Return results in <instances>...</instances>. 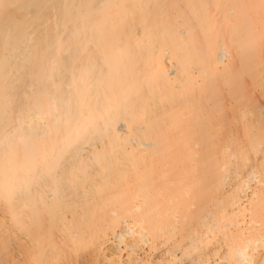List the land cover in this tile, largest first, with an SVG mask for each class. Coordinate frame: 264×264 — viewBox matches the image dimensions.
<instances>
[{
	"label": "bare ground",
	"instance_id": "1",
	"mask_svg": "<svg viewBox=\"0 0 264 264\" xmlns=\"http://www.w3.org/2000/svg\"><path fill=\"white\" fill-rule=\"evenodd\" d=\"M210 5L238 21L226 41L210 39ZM262 37L264 0H0V193L20 199L23 264L42 258L47 236L89 235L93 254L132 255L118 264H245L247 249L264 264V150L213 142L237 131L222 100L245 102L234 83H255ZM252 183L256 214L243 225Z\"/></svg>",
	"mask_w": 264,
	"mask_h": 264
},
{
	"label": "rangeland",
	"instance_id": "2",
	"mask_svg": "<svg viewBox=\"0 0 264 264\" xmlns=\"http://www.w3.org/2000/svg\"><path fill=\"white\" fill-rule=\"evenodd\" d=\"M252 4L249 7L257 5L256 3H252ZM208 7L210 8L208 11L211 13V16H210L211 20L209 23H207L206 26H207L208 34L210 35V39L220 40L221 37H223V38H225V41H226L227 36L230 34L229 32H231L230 29L234 28L238 24V21L232 16L227 21H221L219 13L217 15V12H219V9H221V8H218L217 9L218 11H216V9H214V6L210 5ZM201 37L202 36L199 33L197 36V39H195V40L201 41ZM195 40L193 42H195ZM221 40H223V39H221ZM173 59H175V58H173V55H170V60L172 61ZM233 63L235 64L236 62L234 61ZM254 64H255V66H254L255 72L257 70V72H256L257 75L256 76L254 75L255 76L254 77L255 78L254 84L252 82L254 80L253 79L251 80L250 76L247 73L240 74V77L236 80V83H234V85H238V86L242 87V89H240L241 92H243L242 90L244 88V90H245L244 93H240V95L243 96V94H244L245 97H243V98H245L244 99L245 102L240 97H239V99L241 100V102H240V100L236 99L237 95H235L234 99L238 100V101L232 102L231 98L226 99L225 101H223L225 99V98H223V100H222V102L227 103L226 105L228 108H229V106L230 107L233 106V109H232L233 112L231 111V108L229 109L230 112L227 111V109H228L227 107H226L227 109L224 108V112H226L228 115L230 114L229 116L227 115L228 117H230V116L233 117V115L234 116L236 115L237 118L241 117V116H239L241 113L239 112L240 114H238L237 112L239 111L241 104H243V105H241L243 107L246 105L244 112L246 111L245 113H247L248 115L245 114L246 116L244 115V117H247V118H244V117L243 118L246 119L247 122H249L248 126H247V128L245 127L247 124L246 120L241 121V118H242L241 117V118H239L241 122H239V120H237L236 116H235V120H237V121L235 122V120L233 119L234 120L233 124L235 125V123H236V127H238V128H235L237 131L234 130V131H236V132H234L235 134H233V133H232L233 135L228 134L230 137H228L226 135L227 133H224L221 136L218 134L213 135L214 146L218 150L232 151L231 148L234 146L233 144H235V143H237V144L241 143L243 147L245 146V144H247L246 147H249L248 145H250V147L247 149L248 153L250 155H252L256 151L259 152V151L264 150V37H262L261 41L258 42V46L256 48V53H255ZM230 72L232 73V71H230ZM219 81L229 82L228 84L230 85V83H231L230 81H232L231 74L220 76ZM234 85H232V86H234ZM225 94H226V92H225ZM223 96L226 97L225 95H223ZM232 100H233V97H232ZM226 101H228L229 103L231 102L230 104L233 103L234 105L233 104L230 105ZM223 105L226 106L224 103H223ZM236 106L238 108H236ZM243 107L241 108L242 110L244 109ZM247 108L249 109L250 112H251V110L252 111L255 110L254 114L248 113L249 111H247ZM251 108H253L254 110ZM244 112L242 111L241 115H243ZM231 113H233V115ZM251 113H253V112H251ZM214 116H215V118H217L218 117L217 113L214 114L213 117ZM242 122H245L244 125ZM239 123H242V126L240 129H239ZM242 127H245V129H247V131H245L247 133H244L243 131H241ZM238 129H239V131H238ZM242 130H244V129H242ZM237 132L241 133V135L239 137L235 136L238 134ZM141 133L144 134L145 133L144 130H143V132H140V134ZM148 134L149 133H147V135ZM144 135H146V134H144ZM147 135L145 136L146 139L143 137L145 140H147V138L149 140V138H150V137H148L149 135L148 136ZM224 136H227V137L224 138ZM232 136H234V137H232ZM222 137H223V139H222ZM138 138H140V137H138ZM173 140H174L173 141L174 143L176 140H177V143H180V141L184 140V139L182 137H180L179 140L175 139V138H173ZM241 144H239V145H241ZM225 145L228 147H226ZM235 148H238V147H235ZM236 162H240V160L237 159ZM232 170H233L232 166H228L226 168L221 169V172L219 174V179L221 180V182L225 183V186L226 185L230 186L233 183V179H232V175H231ZM253 187H254V184L253 183L250 184V188L247 192V198H245V200L242 202V210L240 211V213L237 217V221H239V223H243V225L249 223L251 217H253V215L255 213L254 210L256 211V208H257V207H255V205H257V204H255L256 202L254 201L255 203H253V201L250 200L251 199L250 198L251 197L250 189ZM16 191H18V187L16 188ZM101 196H98V199L99 198L103 199V196L102 197ZM105 198L107 199L106 196H105ZM11 199H12L11 201H13L14 204H16V205H18L20 203L19 202L20 199H18V195L16 193L11 197ZM105 200L103 199L101 201L106 202ZM141 200H142L141 197L135 198V202H137V203H140ZM251 201H252V203H251ZM68 202L69 201H67V205H68ZM16 205L15 206L9 205V202L6 200V198H4L0 193V264H23V261H22V259H23L22 253L23 252H21L23 250V248H22L23 243H22V237H21V235H22L21 234V228H22L21 226L22 225H21V219L19 218L20 209H18L19 207H17ZM71 207H72V205H71ZM67 208H69V207H67ZM261 209H262V207H261ZM94 211L98 212L97 209ZM91 215H92V212H91ZM6 216H8L7 220L5 218ZM92 216H94V214ZM98 216L100 219L103 218V216H101V214H99V213H98ZM95 218H96V214H95V217L93 218V220L90 219V220H92V222L95 225L93 224L94 226H92L91 225L92 222H91V224L89 222V224L92 227V228L89 227V230H91V229L94 230V228H98L95 226L99 225L97 223L100 220H99V218H97L96 222H94ZM134 219L132 216L131 217H129L128 215L125 216V220L129 225L133 226L136 229H139V226H137V225L135 226ZM97 220H99V221L97 222ZM171 221L173 222L175 228L178 227V225H179V222H178L179 221V213H176L175 217L173 219H171ZM75 222L77 223L76 220H75ZM164 222H165V220L164 219L162 220L160 215H159V224H163ZM71 223H72V221H71ZM73 223L69 224V226H67L68 227L67 230H69V232H70V230L76 231L78 224H79V226H78L79 228H81L82 227L81 225L83 224V222H81V221H80V223H82L81 225H80L79 221H78L77 225H76V223L75 224H73ZM87 223H88V221H87ZM86 226H84V227H86ZM74 228H75V230H73ZM85 229L87 230L88 227ZM148 229H147V237L149 238V237H151V235H150V232ZM91 232H92V230H91ZM48 237L49 236H47L48 241L47 240H46V242L43 241V242H45L44 243L45 247L44 246L43 247L46 248V251H45V249L44 250L42 249L43 247L40 248V249H42L40 251V252H42V253H40V255H42V258L40 256L39 257L40 259L38 258L39 259L38 262H35L32 264H118L122 260H123L122 262L125 263L124 261H127V257H129V256H127V254H129V252L123 246H121V249L125 250V252L122 251V253L121 252L115 253V254L107 253V252H104V249H103V250H101L102 253L101 252L97 253V251H96V252H94L95 254H93L92 248H93V244H94V238L90 235L83 240L79 239V240L73 241V239H75V238H71L72 241L68 240L69 242L67 241V243L61 242L60 245L58 244V246L56 244L57 242L56 243L53 242V240H51V238H48ZM49 239H50V241H49ZM140 241H142L141 237H140ZM144 247H146V246H144ZM21 248H22V250H21ZM90 250H91V252H90ZM43 251L45 253H43ZM247 252L249 255H248V260L245 262V264H249L250 255L252 254L251 249H247ZM90 253L93 255H91ZM130 256H132V255H130ZM140 257L142 258V261H140L141 259L139 261L142 262L143 264H160L159 262H156L154 259H152L150 257H146V258H144L142 256H140ZM117 261H119V262H117Z\"/></svg>",
	"mask_w": 264,
	"mask_h": 264
}]
</instances>
